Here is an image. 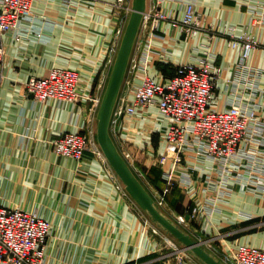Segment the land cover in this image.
<instances>
[{
  "label": "crops",
  "instance_id": "crops-1",
  "mask_svg": "<svg viewBox=\"0 0 264 264\" xmlns=\"http://www.w3.org/2000/svg\"><path fill=\"white\" fill-rule=\"evenodd\" d=\"M112 1L84 0L74 8L63 0H34L33 19L25 23L23 37L17 39L12 33L3 38L6 58L0 75V202L36 210L51 221L53 233L43 264H165L150 227L155 221L131 194L118 187L107 157L88 151V156L77 161L54 150L52 140L66 130L83 131L96 150L100 146V106L92 107L84 100L68 103L49 99L42 103L27 95L26 83L32 76L46 75L53 65H59L76 68L80 89L103 99L121 44V21L113 12ZM249 1L197 0V8L215 29L235 27L236 34L250 32L264 43V22L253 20ZM152 2L147 0L146 8ZM162 7L183 16L179 0H165ZM261 17L258 13L257 18ZM150 34V29L140 26L116 104L124 96L133 97L131 86L139 84L145 74L167 79L178 65L197 62L210 47L223 67L216 105L227 106L235 91L228 88L226 80L237 76L241 47H232L221 38L208 41L201 34L187 38L170 21L161 22L155 36ZM250 62L263 69L259 89L246 90L242 84L239 92L264 122L263 46L254 50ZM168 125L169 118L153 105L138 109L134 116L115 125L112 118L110 122V134L119 151L154 197L165 188L158 156L166 152ZM245 145L249 148L251 142ZM187 158L194 166L195 189L176 187L167 193L171 213L192 212L213 188L206 175L218 177V167L212 171L211 159ZM259 158L252 169L248 159L235 166L240 172L250 169L257 183L234 182V189L218 200L214 211H202L190 221L192 237L228 231L219 240L222 246L245 242L264 248V151ZM186 264L204 263L193 255Z\"/></svg>",
  "mask_w": 264,
  "mask_h": 264
},
{
  "label": "built area",
  "instance_id": "built-area-1",
  "mask_svg": "<svg viewBox=\"0 0 264 264\" xmlns=\"http://www.w3.org/2000/svg\"><path fill=\"white\" fill-rule=\"evenodd\" d=\"M63 1L66 5L76 8L84 0ZM164 1L153 0L143 13L141 27L151 30L150 37L155 36V30L159 29L161 22L170 21L179 27L187 38L201 34L208 41L214 38L226 39L230 46L241 47L242 51L237 76L226 80L228 88L235 91V96L227 102L226 107L220 108L216 105V90L223 67L216 62L217 54L208 47L204 56L197 62L181 63L176 72L167 79L145 74L139 84L131 86L133 97H122L113 111V125L125 117L134 116L138 109H146L152 105L157 106L159 111L169 118L166 152L158 156V163L163 167L165 188L163 191H157L153 197L162 210L188 231L191 228L190 221L197 219L202 211H214L218 200L225 198L227 193L234 189V182L257 183L250 169L240 172L236 171L235 166L248 159L251 161V169L257 167L259 153L264 151L261 150V146H264V122L256 108L249 107L239 92L242 84L246 90L259 89L257 83L263 75V69L252 65L250 58L254 50L260 46L264 47V44L250 32L238 35L235 33V27L219 31L207 24L197 8V0H179L183 7L182 17L164 9ZM250 1L249 9L253 20L264 22V9H261L264 1L261 0V4L260 0ZM33 2L34 0H0L1 76L6 58L3 38L12 33L17 39L23 37L27 29L24 28L25 23L33 19ZM133 2L134 0L111 2L113 12L121 21L118 29L121 40L134 9ZM258 13L262 16L260 19L256 17ZM147 63L148 55L144 59V70ZM79 86V71L59 65H53L46 75L32 76L26 83L27 95L34 101L44 103L55 99L76 103L84 100L90 102L92 107L99 108L102 99L96 97L93 91H83ZM201 89L208 91L203 99L200 97ZM249 141L251 146L248 148L245 143ZM52 144L57 154L77 161L88 156V151L105 155L100 146H97L96 150L91 147L90 140L81 130H66L60 137L52 140ZM187 156L195 161L211 159L215 167L212 171H216L218 167V177L215 178L212 173L206 175L205 179L213 188L203 201L195 205L192 212L187 215L174 211L171 213L168 211L166 194L176 187L195 189L194 166L188 162ZM113 172L118 187L127 195L130 194L114 169ZM262 182L261 186L264 185V180ZM262 188L264 189V186ZM28 227L41 231L43 235L39 238L32 235L23 247L8 238L9 229L21 236L28 232ZM150 227L155 238H158L159 258L165 264H186V261L193 259L188 248L157 223H151ZM52 233L51 221L36 210L0 202V264H43ZM227 235L228 231L208 236L196 235V238L225 264H264L263 247L245 242L236 246H222L219 240Z\"/></svg>",
  "mask_w": 264,
  "mask_h": 264
},
{
  "label": "water",
  "instance_id": "water-1",
  "mask_svg": "<svg viewBox=\"0 0 264 264\" xmlns=\"http://www.w3.org/2000/svg\"><path fill=\"white\" fill-rule=\"evenodd\" d=\"M146 5L147 0H134L133 2L134 9L128 20L108 86L98 110L97 139L112 168L124 183L128 192L159 226L174 236L181 244L188 248L192 255L200 259L204 264H225L158 206L153 195L144 186L125 157L121 154L110 134L112 114Z\"/></svg>",
  "mask_w": 264,
  "mask_h": 264
},
{
  "label": "bare ground",
  "instance_id": "bare-ground-1",
  "mask_svg": "<svg viewBox=\"0 0 264 264\" xmlns=\"http://www.w3.org/2000/svg\"><path fill=\"white\" fill-rule=\"evenodd\" d=\"M208 91L207 89H201L200 90V97L203 99L207 95ZM28 232H26L24 235H18L13 231V229H9V234L8 238L11 240L13 243H17L20 247H23L26 245L28 239L33 235L36 237H41L43 233L37 229H31L30 227L27 228ZM31 230V231H29Z\"/></svg>",
  "mask_w": 264,
  "mask_h": 264
},
{
  "label": "rangeland",
  "instance_id": "rangeland-1",
  "mask_svg": "<svg viewBox=\"0 0 264 264\" xmlns=\"http://www.w3.org/2000/svg\"><path fill=\"white\" fill-rule=\"evenodd\" d=\"M256 17H257V16H256ZM17 32H18V31H15V33H17ZM15 33H14V34H15ZM263 44H264V43H263ZM256 49H257V48H256ZM212 235H214V234H212ZM207 236H208V235H207ZM195 239L197 240V238H195Z\"/></svg>",
  "mask_w": 264,
  "mask_h": 264
}]
</instances>
